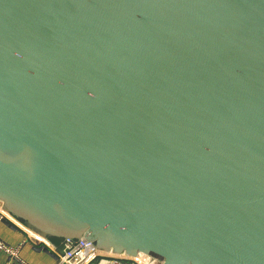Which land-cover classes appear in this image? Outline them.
<instances>
[{
    "label": "water",
    "instance_id": "95a60500",
    "mask_svg": "<svg viewBox=\"0 0 264 264\" xmlns=\"http://www.w3.org/2000/svg\"><path fill=\"white\" fill-rule=\"evenodd\" d=\"M0 204L103 252L264 264V0H0Z\"/></svg>",
    "mask_w": 264,
    "mask_h": 264
},
{
    "label": "built area",
    "instance_id": "2783aa9c",
    "mask_svg": "<svg viewBox=\"0 0 264 264\" xmlns=\"http://www.w3.org/2000/svg\"><path fill=\"white\" fill-rule=\"evenodd\" d=\"M3 218L1 214L0 220ZM23 226L25 225L23 224ZM34 238L38 243L46 245L56 253L58 257L57 264H162L159 259L145 253L130 256L125 253L116 254L100 251L93 241L85 237L78 239L65 238L62 241L61 248L55 246L50 238L42 237L35 233ZM0 248H2L13 261L17 260L27 264L20 258L19 247L7 245L0 240ZM6 264H11V261H8Z\"/></svg>",
    "mask_w": 264,
    "mask_h": 264
},
{
    "label": "crops",
    "instance_id": "0c3cea01",
    "mask_svg": "<svg viewBox=\"0 0 264 264\" xmlns=\"http://www.w3.org/2000/svg\"><path fill=\"white\" fill-rule=\"evenodd\" d=\"M12 222L16 229L11 228L3 219L0 220V240L7 245L19 247V255L27 264H57L58 257L51 249L50 252L39 249L42 245L34 238V233L26 230L27 227L16 217L5 211L0 204V215ZM52 243L61 248L62 238H50ZM11 261V264H24L20 261L10 258V256L0 248V264H6Z\"/></svg>",
    "mask_w": 264,
    "mask_h": 264
}]
</instances>
